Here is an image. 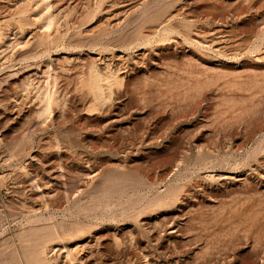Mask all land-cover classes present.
<instances>
[{"label":"rangeland","instance_id":"374dc122","mask_svg":"<svg viewBox=\"0 0 264 264\" xmlns=\"http://www.w3.org/2000/svg\"><path fill=\"white\" fill-rule=\"evenodd\" d=\"M0 264H264V0H0Z\"/></svg>","mask_w":264,"mask_h":264}]
</instances>
